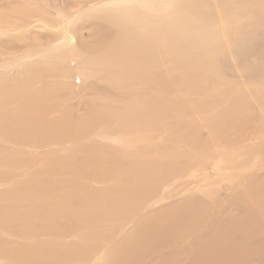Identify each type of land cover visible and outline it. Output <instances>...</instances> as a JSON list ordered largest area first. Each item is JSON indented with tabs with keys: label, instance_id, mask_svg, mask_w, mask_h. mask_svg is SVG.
Here are the masks:
<instances>
[{
	"label": "rangeland",
	"instance_id": "1",
	"mask_svg": "<svg viewBox=\"0 0 264 264\" xmlns=\"http://www.w3.org/2000/svg\"><path fill=\"white\" fill-rule=\"evenodd\" d=\"M107 2L0 0V264L186 259L211 222L246 242L247 213L264 231V0ZM96 18L80 71L53 45L98 44Z\"/></svg>",
	"mask_w": 264,
	"mask_h": 264
},
{
	"label": "bare ground",
	"instance_id": "2",
	"mask_svg": "<svg viewBox=\"0 0 264 264\" xmlns=\"http://www.w3.org/2000/svg\"><path fill=\"white\" fill-rule=\"evenodd\" d=\"M154 1L156 0H109L106 5L113 7V11L119 10L120 12H124L126 10L128 11L135 7L145 10L147 8H152L153 13L156 14V11L153 8ZM78 16L79 15H75L70 18H66L68 20L69 28L72 26L73 21L76 20ZM165 16V14L161 15L162 19H164ZM98 21L99 22L95 21V28L92 30V36H97L98 44L88 46L83 43H79V46L74 47L72 43H70L71 41L69 38L71 35H69L57 40L53 45V50L58 51L66 47L71 48L72 52L75 53H77L76 51L79 50L81 56H78L75 59H79V62L76 64L80 68V71H83L82 64L84 61H87L86 59L90 55H92V58L87 62L96 64L97 58L99 57L95 55L94 48L105 47V44L101 43L103 42V39L101 38L109 31L105 28V26H101L102 19H98ZM111 31L112 29L109 32ZM257 69V71L247 72L246 75L252 77L255 76L256 73L264 74V60H262L261 63H258ZM77 85H79V90H82L84 87H86V84L81 79H79V83ZM72 98V95H65L61 100L69 101ZM52 109L53 108H51L50 111ZM242 222L245 224V230L243 233L246 235V242H239L236 240L239 230L231 229L228 233H225L221 231L222 227L220 224L211 222L206 230H204L203 233L197 236L198 238L196 237V239L191 242L190 249L192 253L189 257L186 259H178L186 252V249L178 248L173 250L174 252L172 251L174 254H162L163 258L160 259V261L155 262V264H245L247 263L246 260L248 257L254 253L262 258L261 263L264 264V231L261 227L259 228L256 225L251 214L247 213L244 218L238 221L239 224ZM250 236L252 237L250 238ZM164 239H166L164 234H161L160 236L159 234L153 233L151 235V240L153 242H163L165 241ZM252 242H255L254 248ZM242 251H245L247 256L245 255L246 253H241Z\"/></svg>",
	"mask_w": 264,
	"mask_h": 264
}]
</instances>
